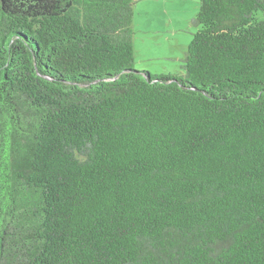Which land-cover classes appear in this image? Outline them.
<instances>
[{
  "label": "trees",
  "instance_id": "1",
  "mask_svg": "<svg viewBox=\"0 0 264 264\" xmlns=\"http://www.w3.org/2000/svg\"><path fill=\"white\" fill-rule=\"evenodd\" d=\"M134 3L0 0V264H264V0H200L183 74Z\"/></svg>",
  "mask_w": 264,
  "mask_h": 264
},
{
  "label": "rangeland",
  "instance_id": "2",
  "mask_svg": "<svg viewBox=\"0 0 264 264\" xmlns=\"http://www.w3.org/2000/svg\"><path fill=\"white\" fill-rule=\"evenodd\" d=\"M145 1L134 3L135 67L158 74L185 73L182 59L199 28L192 20L200 0H160L161 7L156 9L154 1ZM258 17L264 13L259 12Z\"/></svg>",
  "mask_w": 264,
  "mask_h": 264
},
{
  "label": "crops",
  "instance_id": "3",
  "mask_svg": "<svg viewBox=\"0 0 264 264\" xmlns=\"http://www.w3.org/2000/svg\"><path fill=\"white\" fill-rule=\"evenodd\" d=\"M139 1H142V0H136L135 3L139 2ZM153 1H154L153 6H154L155 9L161 7V4H162V3H161L160 0H152V2H153ZM145 2H148V0H146ZM133 21H134V17H133ZM133 27H134V24H133ZM134 30H135V28H134ZM136 32H137V31L135 30V33H136ZM136 39H137V38H136V36H135V34H134V47L136 46V42H137ZM145 42H148L147 39H145Z\"/></svg>",
  "mask_w": 264,
  "mask_h": 264
}]
</instances>
